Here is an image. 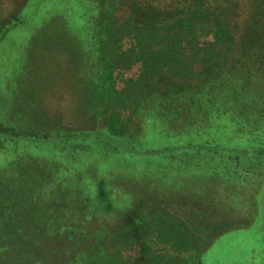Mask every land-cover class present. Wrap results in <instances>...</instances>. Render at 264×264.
I'll use <instances>...</instances> for the list:
<instances>
[{
	"label": "trees",
	"instance_id": "16d2710c",
	"mask_svg": "<svg viewBox=\"0 0 264 264\" xmlns=\"http://www.w3.org/2000/svg\"><path fill=\"white\" fill-rule=\"evenodd\" d=\"M121 4L123 19L116 4H104L101 22L108 33L93 52L100 77L83 99L87 118L93 114L99 126L53 132L45 125L46 133H37L30 116L35 102L20 97L27 93L16 86L0 94V143L11 147L0 148V264H188L200 249L176 197L203 187L209 175H234L246 164L263 171L264 0L253 1L247 20H238L232 0ZM123 36L129 47L121 50ZM193 51L196 63L189 66ZM135 66L134 74L122 78ZM19 100L25 105H15ZM145 101L156 104L153 111ZM5 106L15 110L4 113ZM156 109L176 117L205 109L203 131L215 134L220 147L212 153L199 148L214 141L207 135L184 143L183 135L155 133ZM151 129L162 142L177 141L159 151L139 148L141 164L114 143L133 140L140 146ZM238 134L253 144L235 143ZM250 147L259 152L248 155ZM206 156L214 170L205 168ZM74 157L79 167L65 164ZM134 184L139 190H131ZM157 194L164 199L158 202ZM90 203L102 208L94 213L88 206L83 213L81 206ZM124 209L128 216L118 227L111 217ZM78 215L77 223L72 218Z\"/></svg>",
	"mask_w": 264,
	"mask_h": 264
},
{
	"label": "rangeland",
	"instance_id": "374dc122",
	"mask_svg": "<svg viewBox=\"0 0 264 264\" xmlns=\"http://www.w3.org/2000/svg\"><path fill=\"white\" fill-rule=\"evenodd\" d=\"M107 1L117 5L116 15L119 18L125 15L124 8H121V0H0V82H2L0 94L5 91L6 94L12 92L18 86L27 93V96L19 95L21 99L25 97L33 100L36 108L38 103L45 101L43 106H40V111H35L34 107L30 115L34 119L32 123L37 125V133H46L47 130H43L45 125L46 129L48 127L53 132L63 128L79 130L89 126H99L100 119L96 116L91 114L90 119L87 118L83 99L84 96L86 97V89H91L90 84L100 77L93 52L100 47L102 39L108 33L103 26L104 22H101L105 15L104 4ZM253 1L232 0L235 14H239L238 20H247ZM128 44L129 39L123 36L119 49H127ZM190 54L192 58L189 66L196 63L193 59L195 52ZM81 56L84 58L82 59ZM136 71L135 66L130 71L123 72L122 78ZM117 72L120 74L121 70L117 69L115 74ZM89 95L92 97L91 93ZM19 104L20 107L25 105L22 101L15 105ZM141 104L147 105L146 109L152 111L156 105L147 104L146 101ZM18 108L16 107L17 111L22 109ZM3 110L6 111L4 113L12 114L15 108L5 106ZM156 110L155 133L165 130L166 135H183L182 138L186 139L183 140L184 143L198 142L194 139L203 135H207L208 139L216 137L213 134L211 138V133L203 131L206 111L201 110L205 109H198L197 112H190V116L181 117L163 114ZM57 119H61L60 124ZM30 121L25 122L27 127L31 124ZM141 126L144 127V124ZM138 131L141 132L143 129L139 126ZM149 132L153 134L147 137L148 140H140V146L133 140L114 143L123 147L125 152H131L130 155L134 154L133 159L137 160L139 155L136 152L139 148L159 151L167 148L170 142L177 141L176 138H170L162 142L158 135H154L152 129ZM233 133L235 132L232 131L230 135ZM239 136V134L237 137L233 136L238 140L235 143L241 146L253 144L250 140ZM216 139L199 148L205 149L206 153H212L214 146L216 149L220 147L216 144L218 142ZM152 143L156 147H152ZM2 145L0 143V148ZM3 146L6 151H10L9 145ZM258 152L252 147L245 151L251 156H255ZM210 159L213 158L206 156L204 161L205 168L209 171L215 169L212 163H209ZM67 160L70 161H64L65 164L79 167L78 157ZM131 164L132 168L128 167V171L133 173L134 160ZM136 164L141 162L137 160ZM260 166L262 172L256 168H249L246 164L234 175L229 173L209 175L210 181L206 182L205 179L199 184L203 187L193 186L191 190H184L181 196L176 197L175 203L178 204L179 210L187 211L189 214L191 228L196 234L200 249L198 253H191V256L187 257L188 264H264V164ZM219 170L221 171L222 167ZM217 181L218 183H215ZM155 184L159 186V180ZM131 190H139V185H131ZM178 191L179 189L164 195L166 197L169 194L168 196L172 195L173 198ZM154 199L163 200L164 197L157 194ZM78 206L79 204L74 206L78 209L76 213L81 209ZM88 206L94 208L93 212L102 208L90 203L81 206L83 213H87ZM127 211L124 209L121 213L113 215L111 217L113 223L120 224L118 227L122 226V220L128 216ZM72 220L78 223L79 215Z\"/></svg>",
	"mask_w": 264,
	"mask_h": 264
}]
</instances>
